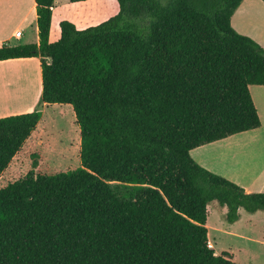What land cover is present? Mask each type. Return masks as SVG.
<instances>
[{
	"label": "trees",
	"instance_id": "16d2710c",
	"mask_svg": "<svg viewBox=\"0 0 264 264\" xmlns=\"http://www.w3.org/2000/svg\"><path fill=\"white\" fill-rule=\"evenodd\" d=\"M115 1L114 17L62 21L51 41L55 0H35L39 44L0 47V61L40 59V103L72 106L81 135V167L0 189V264H236L209 247L208 206L234 224L264 193L190 152L262 125L264 48L231 25L244 0ZM42 116L0 118V177Z\"/></svg>",
	"mask_w": 264,
	"mask_h": 264
},
{
	"label": "crops",
	"instance_id": "0c3cea01",
	"mask_svg": "<svg viewBox=\"0 0 264 264\" xmlns=\"http://www.w3.org/2000/svg\"><path fill=\"white\" fill-rule=\"evenodd\" d=\"M68 2L70 3L69 0ZM68 2L55 0L51 30L54 27L60 28V23L67 20V9L70 7ZM80 4L83 3H70L74 7ZM72 17L76 18L75 15ZM71 22L77 25L75 19ZM231 25L237 33L253 39L264 48L262 0H244L232 16ZM17 32H22L21 38L15 37ZM28 44H39L35 0H0V47ZM30 72L35 74V97L29 93L27 82ZM250 92L261 120V127L196 148L190 154L200 166L239 185L247 193H264V86L251 85ZM22 93L20 101L15 105L0 106V111L3 108L9 110L11 107L8 106L19 104H24L25 107L2 113L0 118L31 113L39 104L43 109L48 106L40 103L42 71L39 58L0 61V104L2 105L4 98L10 95L20 96Z\"/></svg>",
	"mask_w": 264,
	"mask_h": 264
},
{
	"label": "rangeland",
	"instance_id": "374dc122",
	"mask_svg": "<svg viewBox=\"0 0 264 264\" xmlns=\"http://www.w3.org/2000/svg\"><path fill=\"white\" fill-rule=\"evenodd\" d=\"M67 5L70 6L67 9V20L75 19L78 29L99 25L119 12L115 0H92L78 7L69 2ZM59 36L60 28L54 27L51 30V41ZM27 83L30 95L35 97L37 88L33 72H30ZM22 95L23 93L20 96L10 95L4 98L0 106L15 105ZM8 107L11 108H3L0 114L20 110L25 106L19 104ZM36 109L43 113V120L0 177V189L25 178L30 172L59 173L81 167V135L73 107L52 105L43 109L39 104ZM226 214L227 209L217 202L208 206L209 243L213 250L217 254L224 250L233 251L236 264H264V211L250 214L241 210L240 219L234 224L227 222Z\"/></svg>",
	"mask_w": 264,
	"mask_h": 264
},
{
	"label": "built area",
	"instance_id": "2783aa9c",
	"mask_svg": "<svg viewBox=\"0 0 264 264\" xmlns=\"http://www.w3.org/2000/svg\"><path fill=\"white\" fill-rule=\"evenodd\" d=\"M21 36H22V32H17L15 37H16V38H21ZM209 247L212 248L211 245H209ZM212 249H213V248H212Z\"/></svg>",
	"mask_w": 264,
	"mask_h": 264
}]
</instances>
